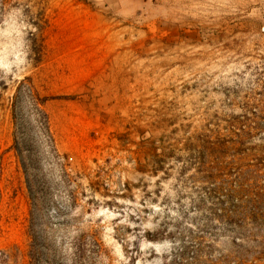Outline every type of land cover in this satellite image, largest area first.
Here are the masks:
<instances>
[{
    "label": "rangeland",
    "instance_id": "374dc122",
    "mask_svg": "<svg viewBox=\"0 0 264 264\" xmlns=\"http://www.w3.org/2000/svg\"><path fill=\"white\" fill-rule=\"evenodd\" d=\"M0 264H264V0H0Z\"/></svg>",
    "mask_w": 264,
    "mask_h": 264
},
{
    "label": "trees",
    "instance_id": "16d2710c",
    "mask_svg": "<svg viewBox=\"0 0 264 264\" xmlns=\"http://www.w3.org/2000/svg\"><path fill=\"white\" fill-rule=\"evenodd\" d=\"M32 91H33V89L32 88H29V92H32ZM36 107L43 112V115H44V118H45V125H46V129H47V135H48V138H49V142H50V145L52 146V148L54 149V151H56V149L54 147L55 146V144H54V138H53V136L51 134V131H50L48 114H47V112L43 108L39 107L38 105H36ZM14 146H15L18 154L21 156L22 148H21V145L19 144L18 140L15 141ZM84 241H85L86 244L88 243V244H90V246H93L96 249V252L97 253L100 252L101 245H100V243L98 242V240L96 238H94V237L91 236V238L85 239Z\"/></svg>",
    "mask_w": 264,
    "mask_h": 264
}]
</instances>
